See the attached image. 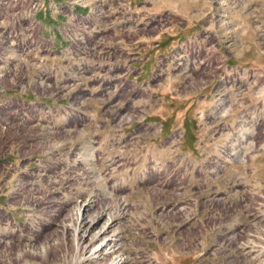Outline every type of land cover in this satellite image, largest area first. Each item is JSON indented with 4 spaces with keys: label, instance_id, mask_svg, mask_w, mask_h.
I'll use <instances>...</instances> for the list:
<instances>
[{
    "label": "rangeland",
    "instance_id": "rangeland-1",
    "mask_svg": "<svg viewBox=\"0 0 264 264\" xmlns=\"http://www.w3.org/2000/svg\"><path fill=\"white\" fill-rule=\"evenodd\" d=\"M88 198L129 264H264V0H0V264H81Z\"/></svg>",
    "mask_w": 264,
    "mask_h": 264
},
{
    "label": "bare ground",
    "instance_id": "bare-ground-1",
    "mask_svg": "<svg viewBox=\"0 0 264 264\" xmlns=\"http://www.w3.org/2000/svg\"><path fill=\"white\" fill-rule=\"evenodd\" d=\"M222 108H226V103L222 104ZM62 119L61 121H70L75 119V117L69 113L63 116ZM78 206V227L76 232L82 247H80V263L91 264L93 261H97L98 259L96 260V258L98 257L103 256L102 258H104V255L112 254L111 257H108L110 260L106 264H129L128 259L119 249L120 240L116 242L120 236L118 237L117 232L113 229L115 218L106 216L105 212L89 214V211L94 207V203L89 198L79 202Z\"/></svg>",
    "mask_w": 264,
    "mask_h": 264
},
{
    "label": "built area",
    "instance_id": "built-area-1",
    "mask_svg": "<svg viewBox=\"0 0 264 264\" xmlns=\"http://www.w3.org/2000/svg\"><path fill=\"white\" fill-rule=\"evenodd\" d=\"M102 5V4H101ZM75 22H74V24H69L67 27H68V29H67V31L68 32H72V30H73V34H75L76 32L78 33V35H79V32L80 31H82V30H80L81 28H83V25H86L87 26V24L88 23H86V21H85V18L83 19L81 16L80 17H78V18H76L75 17ZM89 28V24H88V27H86V28H84V30H87ZM72 29V30H71ZM88 31V30H87ZM76 33V34H77ZM69 36V35H68ZM71 38L73 37V38H76V40H79L78 39V37H75V35H72V36H70ZM81 37V36H80ZM38 39L37 37H34V39ZM26 39H28V38H26ZM33 38H31V40H32ZM38 40H40V39H38ZM75 40V41H76ZM40 41H42V40H40ZM31 43V42H30ZM42 43H47V42H45V41H42L41 42V44ZM36 46H38L37 44H35ZM40 46V45H39ZM44 46V49H46V50H48V51H50V50H52V48H49V47H46L45 45H43ZM90 48V47H89ZM91 49V48H90ZM107 49V47L106 48H104L103 50H106ZM185 49H187V47L185 48L184 47V50ZM98 51H100V50H98ZM68 52H69V50H68ZM96 50H93V49H91V50H86V51H84V53H82L83 54V58H82V56L80 57V58H73L72 56V58L74 59V61L72 62L71 61V65H70V67H68L67 69H65V71H64V73H62V74H60V76L58 77L57 76V73H56V68H59V64L57 65L56 63H54V62H51L50 64H47L45 61H43L44 59L43 58H40V63H42L41 64V67H39L38 68V76H40L39 74L42 72V73H44L45 72V74H47V76L48 75H52V77L54 78V81L55 82H57V84H59L60 83V81L62 80V78H63V76H66V75H73L75 78H79V79H74L73 78V80L71 81V83L73 82L74 84H71V85H69V86H75V85H77V88L76 89H78V85H80V86H85V87H87L88 86V88H89V84H90V82L91 81H95V80H93V78H97V77H100L101 75H102V73H104V72H102V71H104V69H105V71H106V69L108 70V69H110V68H112V66H115V64H117V62L114 64V62L113 61H111V60H109L110 59V54H112L111 52L109 53H104V55H106V57L104 58V59H98V58H93L94 57V55L96 54ZM54 54H57V53H54ZM71 55H72V53H70ZM107 55H109V56H107ZM85 56H87V57H92L91 59H89V60H86V59H88V58H85ZM53 57H55V56H53ZM93 59H96L95 61L93 60ZM105 60H108V61H106L105 62ZM42 61V62H41ZM74 62H77L76 64H74ZM86 63H88V64H93V65H88V64H86ZM102 64V67H104V69L103 68H101V67H99L100 65ZM84 66V67H83ZM89 68H91V70L90 71H88L89 70ZM93 68L94 69H97V71L98 72H95L96 70H93ZM98 68H101V70H99ZM84 69H86V70H84ZM52 72H54V73H52ZM115 72V71H114ZM45 74H44V76L43 77H41L40 76V78H44L45 79ZM77 75H83L82 76V78H81V76L80 77H78ZM86 75H88V79H86L87 80V82H88V84L87 85H83V84H80V83H82V82H78V80L80 81V80H84L85 79V76ZM72 76V77H73ZM84 77V78H83ZM85 81V80H84ZM76 82H78V83H76ZM96 82V81H95ZM116 83V82H115ZM122 83L124 84V81H122ZM47 84H49V83H47ZM97 84H98V82H97ZM122 84V85H123ZM55 85V84H54ZM103 87V86H102ZM111 86H107V89L108 88H110ZM112 87H114L115 88V86H112ZM76 91V90H75ZM239 92L238 91H236L233 95H235V94H238ZM88 95H90V94H86L85 96H88ZM230 96H232V95H230ZM151 127H152V125H151ZM145 128V130L146 129H148V128H150V126L149 125H146V124H144L143 126H142V129H144ZM69 158H73L72 156L70 157L69 156ZM72 160V159H71Z\"/></svg>",
    "mask_w": 264,
    "mask_h": 264
},
{
    "label": "crops",
    "instance_id": "crops-1",
    "mask_svg": "<svg viewBox=\"0 0 264 264\" xmlns=\"http://www.w3.org/2000/svg\"><path fill=\"white\" fill-rule=\"evenodd\" d=\"M119 47V46H118ZM121 48H122V46H121ZM94 86H95V84H93ZM93 86V87H94ZM92 87V88H93ZM98 86H96V88H97ZM90 89V88H89ZM95 93H98L97 95H95L93 92H92V94H90V99H95V98H97L101 93H99V92H95ZM92 95V96H91Z\"/></svg>",
    "mask_w": 264,
    "mask_h": 264
}]
</instances>
